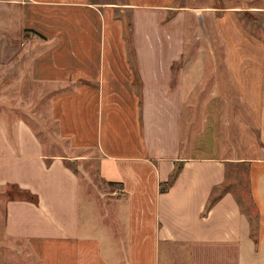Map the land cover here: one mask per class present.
Segmentation results:
<instances>
[{
  "label": "crops",
  "instance_id": "obj_1",
  "mask_svg": "<svg viewBox=\"0 0 264 264\" xmlns=\"http://www.w3.org/2000/svg\"><path fill=\"white\" fill-rule=\"evenodd\" d=\"M179 2L0 0L1 77L17 68L42 87L59 138L79 155L94 154L101 180L116 186L109 220L92 219L89 211L101 207L95 203L85 221L81 177L64 155L46 156L24 119L0 120V186L17 185L38 200L6 205L4 233L19 243L14 250L24 263L29 257L36 264H264V62L239 64L243 97L259 110L260 145L244 160L259 214L257 244L233 193L205 213L231 162L185 155L193 125L187 119L185 134V99L194 98L204 75L200 63L184 71L183 28L172 34L160 22L177 10L180 24L187 8ZM254 10L264 11V0ZM123 12L134 16L133 38ZM146 21L159 31L145 34ZM177 165L176 181L162 193Z\"/></svg>",
  "mask_w": 264,
  "mask_h": 264
},
{
  "label": "rangeland",
  "instance_id": "obj_2",
  "mask_svg": "<svg viewBox=\"0 0 264 264\" xmlns=\"http://www.w3.org/2000/svg\"><path fill=\"white\" fill-rule=\"evenodd\" d=\"M95 1L126 4V0ZM262 5L263 0H180L178 7L187 8L184 10L185 16L178 20L180 24L176 25L177 10L170 11L167 18L160 21L162 26L173 27L172 34L183 28L184 71H190L191 63L195 62L200 63L201 75H204L197 91H193L194 98L185 99V134L187 119L193 121L192 129L187 131L189 138L184 140L187 144L184 147L185 155L205 154L231 162L228 163L227 184L247 213L253 209L250 208V181L244 160L253 157L260 145L259 110L257 101L243 97L239 64L244 60L264 62V11L254 10ZM124 13L122 15L127 17L129 33L133 38L134 16ZM141 30H145V34H155L159 28L146 21ZM228 61L231 68L224 66ZM256 69L254 66L253 70ZM5 70L0 68V120L14 123L24 119L44 145L46 156L64 155L66 165L81 177L84 220H88L89 206L95 203L101 207L94 209L93 213L89 211L92 219L109 220L107 203H111V191L116 186L101 180L95 155L86 151L79 155V151L69 149L68 143L59 138L43 93L45 90L31 85L29 76H20L17 68L2 78ZM172 70L171 87L175 88L177 63ZM228 71L231 72L230 76ZM187 81L190 78L185 83ZM192 138H196V142ZM194 142L198 147L190 148ZM76 155L79 157L76 158ZM11 186H0V264L13 260H19L22 264H36L29 257L24 263V259L21 260L14 250L20 246L19 243L6 238L4 233L6 205L10 201L6 192Z\"/></svg>",
  "mask_w": 264,
  "mask_h": 264
},
{
  "label": "trees",
  "instance_id": "obj_3",
  "mask_svg": "<svg viewBox=\"0 0 264 264\" xmlns=\"http://www.w3.org/2000/svg\"><path fill=\"white\" fill-rule=\"evenodd\" d=\"M50 162H47V165H49ZM229 167V165H228ZM227 167V170H228ZM181 171V165H177V167L175 168L173 174L171 175L170 179L166 182L163 183L161 185V192L164 193L166 192L176 181L179 173ZM247 175H249V165H247ZM113 184V183H112ZM9 186V185H7ZM15 188V189H14ZM231 192L228 184H227V180L225 181V183L221 186L216 187L209 199V203L207 204V208L205 210V213H207L210 208H212V206L226 193ZM8 198H10V200H14L15 198H18L20 200H28L31 202H35L37 203V197L33 196L30 192L24 191L22 189H20L17 185H12L10 187V190L6 192ZM20 193V194H17ZM233 193V192H231ZM233 195L235 196V198L237 199L236 195L233 193ZM249 195V194H248ZM251 197H249L250 199ZM238 201V199H237ZM239 206L241 208V211L248 217L249 222L251 224V236L254 239V241L258 244L259 242V228H260V221H259V214L255 212V204L253 202H251L250 208L253 209V211L251 213H247L243 207L242 204L240 203V201H238Z\"/></svg>",
  "mask_w": 264,
  "mask_h": 264
}]
</instances>
